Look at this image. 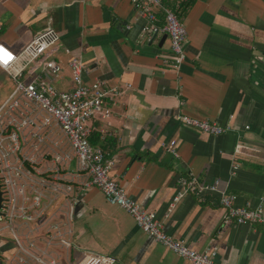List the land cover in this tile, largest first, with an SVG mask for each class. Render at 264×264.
Wrapping results in <instances>:
<instances>
[{
    "label": "crops",
    "instance_id": "0c3cea01",
    "mask_svg": "<svg viewBox=\"0 0 264 264\" xmlns=\"http://www.w3.org/2000/svg\"><path fill=\"white\" fill-rule=\"evenodd\" d=\"M179 19L187 31L179 69L168 36L144 33L131 0H0V43L19 52L37 32L56 29L59 89L73 87L68 62L78 55L89 68L87 81L102 78L123 91L92 134L99 137L93 145L116 159L112 177L127 194L189 247L217 250L218 262L264 264V226L224 223L215 192L185 194L164 216L179 177L189 173L204 183L219 180L220 190L237 195V205L264 200V0H192ZM179 113L232 129L212 136L179 122ZM170 139L178 141V156L163 148ZM76 167L72 159L70 169ZM79 195L69 249L76 263L106 254L119 264H191L142 232L100 190ZM14 251L5 232L0 256Z\"/></svg>",
    "mask_w": 264,
    "mask_h": 264
},
{
    "label": "built area",
    "instance_id": "2783aa9c",
    "mask_svg": "<svg viewBox=\"0 0 264 264\" xmlns=\"http://www.w3.org/2000/svg\"><path fill=\"white\" fill-rule=\"evenodd\" d=\"M182 1L131 0L145 20L143 32L166 34L170 39L176 69L186 59L187 31L176 13ZM60 44L61 34L53 27L37 32L19 52L0 43V68L13 81L11 92L0 103V236L9 232L15 245L7 260L10 264H119L115 255L89 254L81 263L70 257L71 222L79 194L96 188L110 204L128 212L142 232L179 257L191 264H222L216 260L217 250H196L169 234L163 220L112 177L116 159L93 145L90 137L95 121L111 116L123 91L102 78L87 81L89 68L78 55L68 62L73 87L59 89L56 78L63 67L54 54ZM176 119L212 136L232 129L184 113ZM163 148L179 154L176 139L163 143ZM72 159L77 163L75 170L70 169ZM179 185L165 217L185 194L201 196L210 191L219 195L226 210L224 223L264 226V200L237 205V195L220 190L219 180L204 183L192 173L179 177Z\"/></svg>",
    "mask_w": 264,
    "mask_h": 264
},
{
    "label": "rangeland",
    "instance_id": "374dc122",
    "mask_svg": "<svg viewBox=\"0 0 264 264\" xmlns=\"http://www.w3.org/2000/svg\"><path fill=\"white\" fill-rule=\"evenodd\" d=\"M10 78L7 77V74L6 73H0V92H1V89L3 88H7L10 86ZM12 82V81H11ZM13 87V86H12ZM5 235V233L3 234ZM7 256H1L0 257V260H1V263L2 264H8V260H7Z\"/></svg>",
    "mask_w": 264,
    "mask_h": 264
},
{
    "label": "trees",
    "instance_id": "16d2710c",
    "mask_svg": "<svg viewBox=\"0 0 264 264\" xmlns=\"http://www.w3.org/2000/svg\"><path fill=\"white\" fill-rule=\"evenodd\" d=\"M192 0H185L182 1L177 7H176V13L179 16L180 12H183L186 8H188L191 5ZM94 134L91 135L90 141L92 144H96L99 140V137H96L93 139Z\"/></svg>",
    "mask_w": 264,
    "mask_h": 264
},
{
    "label": "water",
    "instance_id": "95a60500",
    "mask_svg": "<svg viewBox=\"0 0 264 264\" xmlns=\"http://www.w3.org/2000/svg\"><path fill=\"white\" fill-rule=\"evenodd\" d=\"M167 35H164V38H166ZM1 201H2V191H1V186H0V206H1Z\"/></svg>",
    "mask_w": 264,
    "mask_h": 264
},
{
    "label": "snow or ice",
    "instance_id": "6c2138e0",
    "mask_svg": "<svg viewBox=\"0 0 264 264\" xmlns=\"http://www.w3.org/2000/svg\"><path fill=\"white\" fill-rule=\"evenodd\" d=\"M5 55H7V53H5Z\"/></svg>",
    "mask_w": 264,
    "mask_h": 264
}]
</instances>
